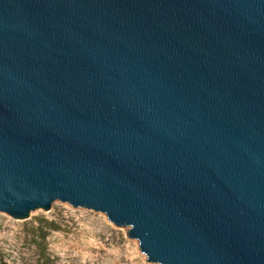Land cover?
<instances>
[{"label":"water","instance_id":"water-1","mask_svg":"<svg viewBox=\"0 0 264 264\" xmlns=\"http://www.w3.org/2000/svg\"><path fill=\"white\" fill-rule=\"evenodd\" d=\"M58 202L264 264V0H0V213Z\"/></svg>","mask_w":264,"mask_h":264},{"label":"rangeland","instance_id":"rangeland-1","mask_svg":"<svg viewBox=\"0 0 264 264\" xmlns=\"http://www.w3.org/2000/svg\"><path fill=\"white\" fill-rule=\"evenodd\" d=\"M41 219L59 227L50 233L45 253L33 234ZM129 232L114 227L102 213L59 202L51 212H35L27 221L0 213V264H148Z\"/></svg>","mask_w":264,"mask_h":264},{"label":"trees","instance_id":"trees-1","mask_svg":"<svg viewBox=\"0 0 264 264\" xmlns=\"http://www.w3.org/2000/svg\"><path fill=\"white\" fill-rule=\"evenodd\" d=\"M38 222H39V225L38 227L33 229L34 231L33 234L36 240H38L37 246L43 253H45L46 251L45 248H46L47 240H48L50 233L58 231L59 227L54 222H49L46 219H41Z\"/></svg>","mask_w":264,"mask_h":264}]
</instances>
